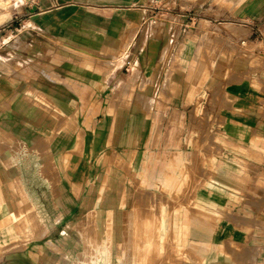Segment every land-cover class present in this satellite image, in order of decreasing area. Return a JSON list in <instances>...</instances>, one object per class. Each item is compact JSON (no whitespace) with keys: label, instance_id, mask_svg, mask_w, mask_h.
<instances>
[{"label":"crops","instance_id":"1","mask_svg":"<svg viewBox=\"0 0 264 264\" xmlns=\"http://www.w3.org/2000/svg\"><path fill=\"white\" fill-rule=\"evenodd\" d=\"M11 1L0 222L29 187L18 215L69 241L97 182L92 264H264V0ZM12 224L0 264H35Z\"/></svg>","mask_w":264,"mask_h":264},{"label":"rangeland","instance_id":"2","mask_svg":"<svg viewBox=\"0 0 264 264\" xmlns=\"http://www.w3.org/2000/svg\"><path fill=\"white\" fill-rule=\"evenodd\" d=\"M12 4V1L9 4V0H0V10L1 8L8 7L9 5L11 6ZM3 13L6 12H1L0 15H2ZM27 166L33 169L34 164L33 162H28ZM30 182L31 180L28 182V185L32 186L31 190L33 191L34 184H31ZM17 183H20L18 179ZM16 189L14 190L13 195L10 198V202L13 206V211L8 217H6L5 219H3V221L0 222V235L3 234V229L9 223H13L14 225H12L14 228H16V232L20 233V238L22 242H24L25 240L27 241L28 250L32 251L40 249V251H43L35 264H92L93 261H97L99 259V239L98 232L96 231L97 214H95L97 213L96 209L99 206V202L97 200L99 184L97 182L94 185H91L90 188V195L92 198L91 206L94 207V209H92V215L86 216L85 218L80 217L79 220L75 221L76 229L79 226L81 230H75L73 236L70 234L69 237H72L69 241L67 239L68 235L63 232L56 233V239H53V241H45V239L41 240L42 233H36L33 228L32 230L30 229L32 227L31 225H33V220L30 219V216L18 215L20 207V209L23 210L24 208H27L28 210H33L35 207V200L31 198L32 193L30 192V188L28 187L27 197L21 200L18 199ZM80 190L81 186L77 188V191ZM83 222L86 225L85 230ZM22 227L26 228V231H23L24 229L22 230ZM151 234L152 236L158 238H160V236L162 235L161 231H151ZM20 238H17L18 240L12 245H10V250L19 249ZM151 250L154 251L159 249ZM165 250L166 249L164 248L160 249V251L162 252Z\"/></svg>","mask_w":264,"mask_h":264},{"label":"bare ground","instance_id":"3","mask_svg":"<svg viewBox=\"0 0 264 264\" xmlns=\"http://www.w3.org/2000/svg\"><path fill=\"white\" fill-rule=\"evenodd\" d=\"M53 184H54V183H53ZM108 203H109V202H108ZM143 218H144V217H143ZM146 221H147V220H146ZM138 222H139V221H138ZM138 222H137V223H138ZM83 223H84V222H83ZM143 223H144V222H143ZM148 223H149V222H148ZM135 224H136V223H135ZM146 224H147V223H146ZM88 225H89V224H88ZM94 227H95V226H94ZM139 227H140V226H139ZM133 232H134V231H133ZM34 233H35V232H34ZM138 233H139V232H138ZM141 235H142V234H141ZM149 253H150V252H149Z\"/></svg>","mask_w":264,"mask_h":264}]
</instances>
